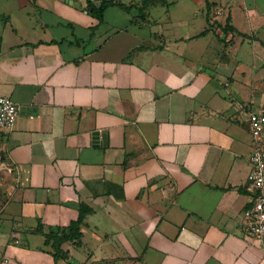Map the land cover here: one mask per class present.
Segmentation results:
<instances>
[{
    "label": "crops",
    "instance_id": "crops-1",
    "mask_svg": "<svg viewBox=\"0 0 264 264\" xmlns=\"http://www.w3.org/2000/svg\"><path fill=\"white\" fill-rule=\"evenodd\" d=\"M0 96L1 264H264L243 218L264 0H0ZM82 207L55 263L41 230Z\"/></svg>",
    "mask_w": 264,
    "mask_h": 264
},
{
    "label": "built area",
    "instance_id": "built-area-1",
    "mask_svg": "<svg viewBox=\"0 0 264 264\" xmlns=\"http://www.w3.org/2000/svg\"><path fill=\"white\" fill-rule=\"evenodd\" d=\"M17 112L16 103L7 96H0V131L12 129ZM253 139L249 158L250 170L247 186L250 203L243 211L245 232L248 238L264 245V111L249 120Z\"/></svg>",
    "mask_w": 264,
    "mask_h": 264
},
{
    "label": "trees",
    "instance_id": "trees-1",
    "mask_svg": "<svg viewBox=\"0 0 264 264\" xmlns=\"http://www.w3.org/2000/svg\"><path fill=\"white\" fill-rule=\"evenodd\" d=\"M106 2H103L100 6L94 7L90 5V11L101 20L103 10L105 8ZM226 28L232 30L233 28L229 25L227 20ZM87 209L80 208L79 215L76 220L72 221L70 224L64 227L57 228L55 230H49L45 233L41 230L44 236V243L50 247L51 256L56 263L58 259L67 258V252L62 249V245L65 242H74L76 245L80 244L81 232L80 225L82 223L83 216Z\"/></svg>",
    "mask_w": 264,
    "mask_h": 264
},
{
    "label": "rangeland",
    "instance_id": "rangeland-1",
    "mask_svg": "<svg viewBox=\"0 0 264 264\" xmlns=\"http://www.w3.org/2000/svg\"><path fill=\"white\" fill-rule=\"evenodd\" d=\"M37 243L39 244V246L41 247L43 245V240L42 238H38L37 239ZM42 248H44V246H42ZM45 248H47V250H50L49 247L45 246ZM36 255V254H34ZM2 254L0 253V264H1V261H2ZM7 264H13V260H9V262Z\"/></svg>",
    "mask_w": 264,
    "mask_h": 264
}]
</instances>
